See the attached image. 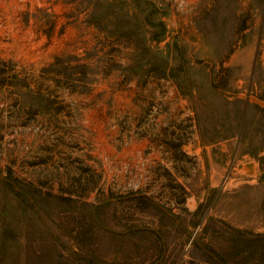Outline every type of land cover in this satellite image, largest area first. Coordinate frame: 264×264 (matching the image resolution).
Segmentation results:
<instances>
[{"label": "rangeland", "instance_id": "obj_1", "mask_svg": "<svg viewBox=\"0 0 264 264\" xmlns=\"http://www.w3.org/2000/svg\"><path fill=\"white\" fill-rule=\"evenodd\" d=\"M191 1L0 0V264H264V0Z\"/></svg>", "mask_w": 264, "mask_h": 264}, {"label": "water", "instance_id": "obj_2", "mask_svg": "<svg viewBox=\"0 0 264 264\" xmlns=\"http://www.w3.org/2000/svg\"><path fill=\"white\" fill-rule=\"evenodd\" d=\"M236 168L238 170L244 171L246 174H254V172H255L254 162H252V161H246L244 163H238Z\"/></svg>", "mask_w": 264, "mask_h": 264}, {"label": "trees", "instance_id": "obj_3", "mask_svg": "<svg viewBox=\"0 0 264 264\" xmlns=\"http://www.w3.org/2000/svg\"><path fill=\"white\" fill-rule=\"evenodd\" d=\"M254 236L257 238V244L259 246V256L264 261V233H257Z\"/></svg>", "mask_w": 264, "mask_h": 264}, {"label": "built area", "instance_id": "obj_4", "mask_svg": "<svg viewBox=\"0 0 264 264\" xmlns=\"http://www.w3.org/2000/svg\"><path fill=\"white\" fill-rule=\"evenodd\" d=\"M199 0H195V1H191V3H195L198 2ZM173 2L177 5V6H185L186 4L189 3V0H173Z\"/></svg>", "mask_w": 264, "mask_h": 264}]
</instances>
